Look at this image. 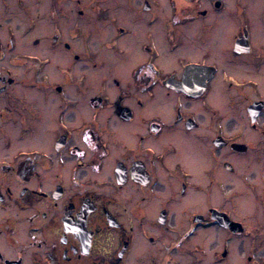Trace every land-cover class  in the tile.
Segmentation results:
<instances>
[{
	"label": "flooded vegetation",
	"instance_id": "1",
	"mask_svg": "<svg viewBox=\"0 0 264 264\" xmlns=\"http://www.w3.org/2000/svg\"><path fill=\"white\" fill-rule=\"evenodd\" d=\"M263 36L264 0H0V264H264Z\"/></svg>",
	"mask_w": 264,
	"mask_h": 264
},
{
	"label": "rangeland",
	"instance_id": "2",
	"mask_svg": "<svg viewBox=\"0 0 264 264\" xmlns=\"http://www.w3.org/2000/svg\"><path fill=\"white\" fill-rule=\"evenodd\" d=\"M244 6H245V11L246 12H244V14H241L240 16H239V20H238V22H240V20L242 19V21H244V24L245 23H249V24H251V25H255V24H257V15H258V12L256 11L257 9H256V7H255V2L254 1H252L251 3H250V6H247V4H245L244 3ZM230 19L232 20V22L233 23H235V19H234V16H230ZM224 20V22H225V19H223ZM236 22H237V19H236ZM226 24H227V26H229L230 28H232L233 27V25H231L232 23L231 22H225ZM227 26H226V28H227ZM225 28V29H226ZM253 30V38H254V40L255 41H263L262 39H261V35H263V34H261L258 30H257V28L255 29V27L252 29ZM224 32L226 33V31L224 30ZM264 37V36H263ZM264 39V38H263ZM223 40H227V38L226 37H224L223 36Z\"/></svg>",
	"mask_w": 264,
	"mask_h": 264
}]
</instances>
